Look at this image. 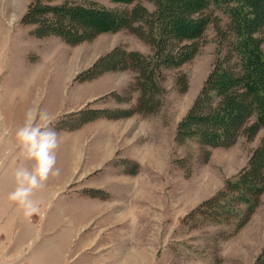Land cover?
Instances as JSON below:
<instances>
[{
  "label": "rangeland",
  "instance_id": "obj_1",
  "mask_svg": "<svg viewBox=\"0 0 264 264\" xmlns=\"http://www.w3.org/2000/svg\"><path fill=\"white\" fill-rule=\"evenodd\" d=\"M33 1L0 0V133L7 130L6 135H0V264H81L87 255L77 251L82 238L92 229L76 232L82 209L90 206L82 199L84 190L79 184H67L62 175L50 178L32 197L40 212L30 219L7 198L15 187L16 168L26 164L15 130L30 107L38 105L53 114L60 137L56 166L65 167L68 145L60 128L76 126L87 118L138 112L141 106L136 72L125 63L115 68L112 64L122 61L124 52L152 57L153 47L125 28L74 44L58 35L39 34L36 24L24 19ZM92 1L118 10H129L136 3L150 11L155 8L148 0L131 4ZM209 10L218 16L215 22L222 24L221 13L213 6ZM223 38H219L214 23H209L193 56L179 66L158 68L151 107L139 112L158 114L165 126H169L170 117L180 122L198 96L217 55L223 56L230 48L227 39L220 40ZM115 48L114 55L111 51ZM94 64L97 67L93 70ZM111 71L131 78L123 95L117 96V101L129 102L132 98L129 109L67 112L92 91L90 83L79 82L97 77H89L95 72L101 75ZM100 87L97 83L96 88ZM177 126L172 150L174 178L164 176L163 190L179 194V222L163 232H141L142 245L133 249L142 256L135 257L131 264H264V189L251 196L249 204L238 197L237 190L227 189L228 181L235 180L247 167L252 151L264 137V129L252 138L242 133L230 146L212 147L199 143L196 136L178 139Z\"/></svg>",
  "mask_w": 264,
  "mask_h": 264
},
{
  "label": "trees",
  "instance_id": "obj_2",
  "mask_svg": "<svg viewBox=\"0 0 264 264\" xmlns=\"http://www.w3.org/2000/svg\"><path fill=\"white\" fill-rule=\"evenodd\" d=\"M52 1L34 0L24 15L36 24L39 34L58 35L74 44L125 28L152 45V57L124 52L126 59L112 64L115 68L125 63L136 72L139 111L151 107L158 68L187 61L199 49L207 25L214 23L219 38L224 36L220 40L227 39L230 48L217 55L193 105L178 123L177 137L196 136L203 145L226 147L242 133L252 138L264 129V0H148L155 6L153 11L140 3L118 10L92 0ZM110 1L131 4L136 0ZM210 6L221 13L222 24L215 22L218 16ZM116 50L111 52L115 55ZM227 189L237 190L248 204L264 189V137L247 167L228 181Z\"/></svg>",
  "mask_w": 264,
  "mask_h": 264
},
{
  "label": "crops",
  "instance_id": "obj_3",
  "mask_svg": "<svg viewBox=\"0 0 264 264\" xmlns=\"http://www.w3.org/2000/svg\"><path fill=\"white\" fill-rule=\"evenodd\" d=\"M130 82L127 74L120 77L113 71L79 82L90 83L92 91L67 112L129 109L132 98L117 101V96ZM156 115L129 111L60 128L68 145L60 175L67 184H79L82 199L90 204L82 209L76 229H92L77 251L87 255L81 264H131L142 256L133 249L142 245L141 232H163L178 225L179 194L164 191L163 184L165 175L174 178L172 150L179 119L170 117L165 126ZM178 174L177 168V178Z\"/></svg>",
  "mask_w": 264,
  "mask_h": 264
},
{
  "label": "clouds",
  "instance_id": "obj_4",
  "mask_svg": "<svg viewBox=\"0 0 264 264\" xmlns=\"http://www.w3.org/2000/svg\"><path fill=\"white\" fill-rule=\"evenodd\" d=\"M56 117L46 109L30 107L21 126L15 130V138L21 149L25 165L14 172L15 187L8 193L25 218L39 214V204L32 199L37 190L43 189L50 178L59 177L57 150L60 137L54 127ZM7 130L0 135H6Z\"/></svg>",
  "mask_w": 264,
  "mask_h": 264
}]
</instances>
